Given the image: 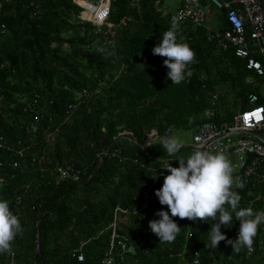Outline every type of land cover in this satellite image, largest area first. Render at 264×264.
<instances>
[{
    "label": "trees",
    "instance_id": "trees-1",
    "mask_svg": "<svg viewBox=\"0 0 264 264\" xmlns=\"http://www.w3.org/2000/svg\"><path fill=\"white\" fill-rule=\"evenodd\" d=\"M162 4L110 0L109 27L94 34L73 0H0V137L8 146L0 149V200L8 201L24 229L13 254H0V264H100L117 206L129 211L118 216L117 232L136 255L115 264H192L195 253L198 264H264V224L248 255L247 248L236 253L225 241L210 249L212 220L173 217L181 231L174 242L160 243L149 221L167 206L157 201L140 208L143 188L155 195L169 174L164 163L178 167L175 159L192 154L182 147L171 157L161 139L171 131L193 133L212 95L218 100L209 121L219 126L246 109L249 94L264 106L257 86L264 77L190 23L177 24L178 41L195 52L192 74L171 84L165 58L151 51L174 18ZM218 22L224 29V19ZM153 132L149 145L140 147ZM122 133L138 144L119 139L103 156ZM58 168L78 171V180L57 183ZM235 191L239 207L264 211V181ZM239 226L233 216L232 226L221 231L235 240ZM78 249L82 262L72 257Z\"/></svg>",
    "mask_w": 264,
    "mask_h": 264
},
{
    "label": "built area",
    "instance_id": "built-area-1",
    "mask_svg": "<svg viewBox=\"0 0 264 264\" xmlns=\"http://www.w3.org/2000/svg\"><path fill=\"white\" fill-rule=\"evenodd\" d=\"M137 1L130 0L131 6H135ZM202 1L181 0L174 14L177 23H190L204 29L222 49L231 47L237 57L247 61L248 69H253L259 77H264V0H208L216 12L222 13L226 25L224 29H212L208 26L211 14L203 7ZM73 2L81 8L80 19L94 25V34H101L104 25L109 27L110 0ZM107 43L105 40L103 45ZM217 100V95L211 96L210 107L203 113L204 121L195 128L191 144L186 148L191 153L197 149L223 153L234 167L233 176L242 180L244 185L251 184L254 179L264 181V106L257 104V95L249 94L246 109L236 113L230 122L219 126L209 121ZM155 135V132L152 133V136ZM0 149H8L1 137ZM14 167H17L16 163ZM78 175L76 170L58 168L56 180L57 183L67 179L76 181ZM157 201L151 187H144L140 208L145 209ZM127 213L129 211L126 209L115 207L112 222L108 227V247L100 264H115L117 259L136 255L135 247L117 232L118 216ZM238 232L239 230L237 235ZM190 237L191 233L188 232L187 238ZM252 253L253 247L251 250L247 249L248 255ZM194 255L192 264H198V254ZM72 257L78 262L83 261L80 249L72 253Z\"/></svg>",
    "mask_w": 264,
    "mask_h": 264
},
{
    "label": "clouds",
    "instance_id": "clouds-1",
    "mask_svg": "<svg viewBox=\"0 0 264 264\" xmlns=\"http://www.w3.org/2000/svg\"><path fill=\"white\" fill-rule=\"evenodd\" d=\"M151 51L153 55L165 58L163 64L168 69L167 78L171 84L179 85L191 76L189 65L195 62V52L182 39L178 41L175 18ZM161 142L171 157H175L183 146L178 138L172 136L162 138ZM175 160L179 161L178 167H173L171 162L164 163L161 169L169 174L163 177L162 187L155 190L160 205L167 206V211L158 210L155 215L159 219L149 221V228L160 243L176 240L181 227L173 217H178L193 222L214 221L207 232L210 241L208 247L212 250L217 249L221 241L231 245L236 253L242 248L251 250L258 228L264 224V211L254 212L251 207H239L241 196L235 189H243L245 185L233 176L234 167L228 158L221 152L197 149L187 158ZM153 179H156V175ZM233 216L240 225L235 240L228 239L221 231L222 226H232ZM23 231L8 201L0 200V254H13V241Z\"/></svg>",
    "mask_w": 264,
    "mask_h": 264
},
{
    "label": "rangeland",
    "instance_id": "rangeland-1",
    "mask_svg": "<svg viewBox=\"0 0 264 264\" xmlns=\"http://www.w3.org/2000/svg\"><path fill=\"white\" fill-rule=\"evenodd\" d=\"M89 2H96L97 0H88ZM181 0H163V4L161 6V11L163 13L175 14L176 8ZM211 12H215V8L211 6ZM215 18H211L208 20L207 24L212 29H219L221 28L220 24L214 22ZM257 86L259 87L260 91H264V84L258 83ZM170 136L178 138L182 142V147H188L191 144L192 139V131H171ZM154 133V132H153Z\"/></svg>",
    "mask_w": 264,
    "mask_h": 264
},
{
    "label": "water",
    "instance_id": "water-1",
    "mask_svg": "<svg viewBox=\"0 0 264 264\" xmlns=\"http://www.w3.org/2000/svg\"><path fill=\"white\" fill-rule=\"evenodd\" d=\"M122 138H126L130 141H132L133 143L135 144H138L137 141H136V138L132 135V134H129V133H122V134H119L115 139L114 141L110 144V146L108 147V149L106 150V152L104 153L103 156H107L109 154V151L111 150L112 146L114 145V143L116 141H118L119 139H122ZM152 138V134H150L148 136V138L146 139V141L142 144H140L139 146L140 147H145V146H148L149 145V141L150 139ZM101 165V161L99 162V164L97 165L96 169L94 170V172L92 173V175L89 177L88 181L91 180V178L97 173L99 167ZM39 225H40V222L37 223V227L39 228ZM36 244L38 245L39 244V238H37V242ZM39 250L37 249L36 250V253H38Z\"/></svg>",
    "mask_w": 264,
    "mask_h": 264
},
{
    "label": "crops",
    "instance_id": "crops-1",
    "mask_svg": "<svg viewBox=\"0 0 264 264\" xmlns=\"http://www.w3.org/2000/svg\"><path fill=\"white\" fill-rule=\"evenodd\" d=\"M181 2V1H180ZM180 2H179V4H180ZM178 4V5H179ZM202 5H203V7H205V9L208 11V13L209 14H211L210 15V18L209 19H213V18H215V23H217L218 24V20L222 17V13L221 12H211L210 11V8H211V4L208 2V0H203L202 1ZM178 7V6H177ZM177 9V8H176ZM230 122V121H229ZM193 134V133H192Z\"/></svg>",
    "mask_w": 264,
    "mask_h": 264
}]
</instances>
